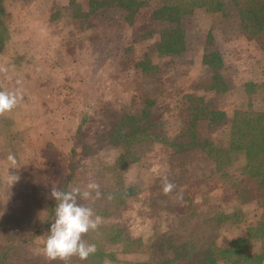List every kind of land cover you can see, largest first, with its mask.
Masks as SVG:
<instances>
[{"label":"trees","instance_id":"16d2710c","mask_svg":"<svg viewBox=\"0 0 264 264\" xmlns=\"http://www.w3.org/2000/svg\"><path fill=\"white\" fill-rule=\"evenodd\" d=\"M8 1L0 0V50L16 35ZM155 1L158 3L151 14V26L137 33L140 42L153 38V41L149 39L154 46L152 53L145 52L133 65L140 74L153 77L166 61L170 65L166 75H183L182 85L176 83L175 92H180L175 99L177 109L171 113L178 121L176 129H170L168 117H165L167 121L150 117L153 107L160 102L156 95L160 90L159 78L153 77L155 90L152 87L147 90L149 97L144 98L142 106L112 120L111 129L97 137H107L101 147L111 146L109 149L116 153L123 150L115 155L114 163L106 161L98 169H92L94 161L86 163L84 155L91 148V142L85 143L80 150L72 147L64 169L47 170L49 163L46 161L29 164L28 173H22L18 179V188L6 193L7 204L0 206V264H14L18 254L21 256L18 262L26 264L36 261L65 264L46 259L45 245L37 243L39 232L45 227L48 230L55 219L56 201L50 195L51 190L83 189L87 183L95 182L100 185V197L79 202L92 207L96 215L112 219L106 216L110 207L138 199L143 186L150 187L155 199L164 193L165 177L175 185L169 195L183 190L187 208L174 202L165 203L160 213L168 219L158 230V238L146 243L140 237H132L114 219L102 221L98 227L101 232L96 229V236H90L92 231L84 236L97 248L95 254L86 259L91 262L88 264L102 261L116 264H264V212L254 225L242 219L245 223L242 226L233 224L243 215L238 209L227 214L217 205L216 211L195 213L199 205L194 203L208 206L209 195L216 193L219 189L215 187L219 185L222 193L230 189V195L237 194L239 199L264 204V0ZM83 2L88 6L87 11L80 9ZM149 3L150 0H46L45 5L48 20L57 28L69 26L68 36L86 38L91 28L100 20H107L111 12L122 13L130 20L141 4ZM195 9L219 13L221 22L217 28L223 32L224 39L216 36L214 28L207 29L199 45L190 49L198 47L201 51L197 57L204 75L186 82L192 78L190 71L179 62L182 59H177L189 47V30L196 31L189 26L196 18ZM154 22L158 28L152 27ZM80 24L84 27L78 31ZM235 41H239L236 43L240 47L239 56L247 48L249 53L257 50L255 61L260 66L255 68L250 79H235L237 71L233 66L239 60L233 61L225 51V46L229 43L235 46ZM79 42L77 39L76 43ZM140 83L139 87L143 88L145 82ZM231 96L235 98L230 99ZM156 145L169 150L165 163H161L167 168L151 170L147 186L145 179L127 181L128 166L142 163ZM101 168L105 176L100 175ZM195 186L203 196L200 201L192 198L196 194ZM109 188L112 191L107 193ZM216 201H220L219 195ZM229 201L230 204L234 202ZM181 208L183 210L175 214V210ZM235 228H245L248 233H231ZM251 239L257 240V248L250 245ZM29 245H38L41 250L30 249L26 253ZM126 254L130 257L129 263ZM73 258L67 264H73Z\"/></svg>","mask_w":264,"mask_h":264},{"label":"rangeland","instance_id":"374dc122","mask_svg":"<svg viewBox=\"0 0 264 264\" xmlns=\"http://www.w3.org/2000/svg\"><path fill=\"white\" fill-rule=\"evenodd\" d=\"M8 2L12 11L13 32H16V35L12 36L13 39L11 38L10 42L0 50V69H4L0 71V91H16L23 99L12 112L0 117L1 207L7 204L6 193L18 188L19 182L11 184L12 178L9 175H18L20 178L22 173H28V165L36 161L48 162L47 170L52 167L64 169L72 147L80 150L85 143L92 142L91 148L84 152L86 163L90 160L94 161L91 163L92 169H98L106 161L114 163L115 155L123 150L116 153L109 149L111 146L103 148L102 142L107 137L100 139L97 137L111 129L112 120L142 106L144 98L149 97L147 90L151 87L155 90L156 77L159 78L160 90L155 93L160 102L153 107L150 117L165 121H167L165 117H168L170 129L173 131L176 129L175 124L178 121L176 117L171 116V113L177 109L175 99L180 92H175L176 83L182 85L183 75H166L170 70V65L166 61L161 64L157 75L153 76L155 78L140 74L133 65L145 52L152 53L154 46L150 41H153V38H144L145 40L140 42L137 33H141L144 27L151 26V14L158 1L150 0L148 5L141 4L137 9L138 13H135L130 20H126L122 13L110 11L113 14H108L107 20L102 19L91 28L86 38L80 36L72 38L67 34L69 26L65 29L57 28V25L50 22L47 18L46 0H9ZM80 9L88 10L85 2L81 4ZM193 13L196 18L189 26L196 28V31H193V28L189 30V47L182 57L177 59H182L179 62L190 71L189 75L192 78L186 82H191L195 76L204 75L197 57L201 55V51H198V47L197 50L190 51V49L193 45H199L207 29L214 28L216 36L224 39L223 32L217 28L221 22L219 13L204 12L203 9H195ZM91 16L93 15L89 17ZM78 26V31L84 27L81 28V24ZM152 27L158 28L157 22H154ZM77 39L80 40L79 43H76ZM239 41H235V46L231 43L227 44L225 51H228L227 55L233 61L239 60L238 64L233 66L237 71L234 75L236 81H243L252 78L255 68L260 65L255 61L256 49L253 50L255 54L253 51L249 53L248 48L241 52V56L237 54L240 47L236 43ZM57 45L59 47L56 49ZM260 60L263 63L261 58ZM183 61L186 64H183ZM142 81L145 82L143 88L139 87ZM234 98L235 96L230 97V99ZM10 153L16 157L14 165L16 168H9L8 175L7 168L10 162L7 161V156ZM168 154L167 148L156 145L153 153L145 157L142 163L128 166L125 171L126 180L145 179L144 183L147 186L151 181V170L167 168L166 164L161 163H165L164 158L168 157ZM100 175H106L102 168ZM215 188L219 190L209 195L208 206L202 202H194L199 205L195 208V213L203 210L209 213L216 211L217 205L218 209H222L227 214L238 209L244 216L242 215L241 219L233 224L238 223L243 226L245 223L244 220L241 222L242 219L254 225L255 220L264 212L262 202L257 204L254 201L239 199L237 194L230 195V189H225L222 193L220 190L223 188L219 185ZM111 189L109 188L107 193H110ZM193 189L196 193L191 194L194 195L193 200L200 201L203 196L199 192V187L195 186ZM182 191L175 195L161 193L155 199L150 187L143 186L138 199L131 200L126 205H112L106 216L116 220L132 237H140L142 242L146 243L158 238V230L165 219H168L160 213L165 209V203L174 202L180 207L187 205ZM213 195L216 197L214 198ZM218 195L220 201L217 203ZM229 200L234 202L230 204ZM182 210V208L175 210V214L176 211ZM187 213L190 215L188 209ZM112 219L102 217V221ZM47 228L39 232L38 244L45 245L50 227L48 230ZM241 229L235 228L231 233L242 231L247 235L245 228ZM97 230L101 232L100 229ZM96 234V231H92L90 236ZM250 245L255 249L259 243L256 239H251ZM36 246L29 245L26 253H29L30 249L41 250V247ZM126 257L129 263L130 257L127 254ZM18 260H21L20 254L16 256L14 264H26ZM72 262L73 264L91 263L78 257L73 258ZM35 264L41 263L36 261ZM98 264L116 263L102 261Z\"/></svg>","mask_w":264,"mask_h":264},{"label":"clouds","instance_id":"9594fccd","mask_svg":"<svg viewBox=\"0 0 264 264\" xmlns=\"http://www.w3.org/2000/svg\"><path fill=\"white\" fill-rule=\"evenodd\" d=\"M4 71V69H0ZM22 96L16 91H0V117H4L15 109L22 101ZM7 168H16V157L10 153ZM9 175V172H8ZM11 184L18 181V175H9ZM175 185L165 177L163 192L167 195L173 191ZM100 185L95 182L87 183L83 189L72 187L70 190H51V197L56 201L55 219L51 223L49 235L46 239L44 252L50 261L67 262L72 257L86 260L97 251L95 244L88 243L84 236L90 231L98 229L102 217L96 215L92 207L80 203V200H95L100 197ZM111 199V196H109Z\"/></svg>","mask_w":264,"mask_h":264}]
</instances>
